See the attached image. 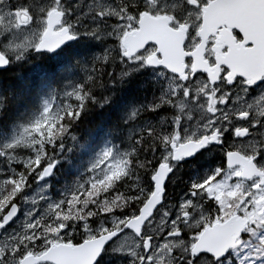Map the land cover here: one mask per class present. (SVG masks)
Here are the masks:
<instances>
[{"label":"snow or ice","instance_id":"obj_1","mask_svg":"<svg viewBox=\"0 0 264 264\" xmlns=\"http://www.w3.org/2000/svg\"><path fill=\"white\" fill-rule=\"evenodd\" d=\"M15 64L36 72L0 87V264H264V0H0ZM118 103L54 196L81 118Z\"/></svg>","mask_w":264,"mask_h":264},{"label":"trees","instance_id":"obj_2","mask_svg":"<svg viewBox=\"0 0 264 264\" xmlns=\"http://www.w3.org/2000/svg\"><path fill=\"white\" fill-rule=\"evenodd\" d=\"M45 67L49 71L55 70L50 65ZM35 72V64L11 65L6 70L0 71V87H3L6 91H8L9 95L11 96L12 89H23L29 81H33L35 79ZM139 83V80L134 81L133 83L129 84L126 88L121 90L120 96L118 97V101L127 100L130 98H134L137 100L143 99L144 96L141 94V90L139 89ZM9 104H12L11 99L9 100ZM119 107V103L116 107L107 106L106 109L94 110L92 113L81 118V121L73 130L74 134L78 137L79 143L74 145V151L72 152L70 157L72 163L70 164L68 162H64L57 169V173L60 179L56 180L55 184L56 189L59 191V193L64 190L66 185H71L75 179H78L80 175L84 174V170L86 168L87 161L90 158V154L97 147L100 140L112 139L110 137L103 136L102 132L103 129L107 127V125H110L113 122ZM24 110V104L13 103L10 106V116H15ZM7 125L8 121L4 120L3 118H0V128H4ZM71 143L69 141L70 145ZM116 143H119L118 139L116 140ZM83 144H86L88 146L87 149H82L80 147V145ZM79 167L81 171L79 170ZM57 193L58 192H56V194Z\"/></svg>","mask_w":264,"mask_h":264},{"label":"rangeland","instance_id":"obj_3","mask_svg":"<svg viewBox=\"0 0 264 264\" xmlns=\"http://www.w3.org/2000/svg\"><path fill=\"white\" fill-rule=\"evenodd\" d=\"M70 143H71V141H70ZM72 144V143H71ZM103 144L102 143H100L99 145H97V147L94 149V151L90 154V158H89V160L87 161V164L89 163V161L91 160V158H92V156H94V154H95V152L96 151H98L99 150V147L100 146H102ZM72 154V153H71ZM71 154H68L69 155V157H71ZM66 162V161H65ZM62 163H64V162H62ZM80 164H82V163H80ZM86 164V165H87ZM81 167V166H80ZM80 167H79V170H80ZM58 168H59V166H58ZM57 168V169H58ZM57 169H56V173H55V175L53 176V177H51L50 179H49V183L51 184V188L49 189V192L50 193H52L53 195H54V193L57 191V189H56V180H59L60 179V177H59V175H58V173H57ZM81 171V170H80ZM53 188H55V189H53ZM63 192V191H62ZM62 192H60V193H62ZM54 196H56V195H54Z\"/></svg>","mask_w":264,"mask_h":264},{"label":"water","instance_id":"obj_4","mask_svg":"<svg viewBox=\"0 0 264 264\" xmlns=\"http://www.w3.org/2000/svg\"><path fill=\"white\" fill-rule=\"evenodd\" d=\"M2 70H6V69H0V71H2ZM50 179V178H49Z\"/></svg>","mask_w":264,"mask_h":264},{"label":"bare ground","instance_id":"obj_5","mask_svg":"<svg viewBox=\"0 0 264 264\" xmlns=\"http://www.w3.org/2000/svg\"><path fill=\"white\" fill-rule=\"evenodd\" d=\"M101 112V111H100ZM82 171H83V168H82ZM85 171V170H84Z\"/></svg>","mask_w":264,"mask_h":264}]
</instances>
